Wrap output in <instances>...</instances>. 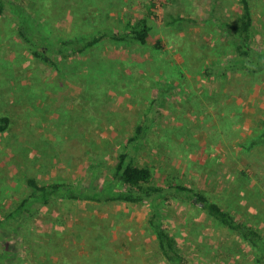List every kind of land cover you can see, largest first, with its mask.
Returning <instances> with one entry per match:
<instances>
[{
    "label": "rangeland",
    "instance_id": "1",
    "mask_svg": "<svg viewBox=\"0 0 264 264\" xmlns=\"http://www.w3.org/2000/svg\"><path fill=\"white\" fill-rule=\"evenodd\" d=\"M14 1L54 39L122 29L155 6L145 44L105 37L58 58L57 68L32 54L9 11L0 16V114L11 119L0 132V216L27 193L26 177L84 185L90 157L109 176L147 118L134 163L151 166L155 182L205 191L264 235V142L245 148L262 129L264 70L226 73V23L241 15V0ZM248 2L253 47L263 51L264 0ZM150 214L147 202L58 199L0 230V251L8 264H171ZM163 216L183 264H264L248 241L190 202L166 203Z\"/></svg>",
    "mask_w": 264,
    "mask_h": 264
},
{
    "label": "trees",
    "instance_id": "2",
    "mask_svg": "<svg viewBox=\"0 0 264 264\" xmlns=\"http://www.w3.org/2000/svg\"><path fill=\"white\" fill-rule=\"evenodd\" d=\"M241 2L242 13L237 21L226 23L227 40L232 45V58L226 64V73H229V70H239L258 74L264 70V50H256L253 47L254 19L248 0H241ZM154 6L155 3H151V9L149 7L147 11L148 15L137 20H128L122 29L100 28L91 33L76 32L55 39L43 30L41 22L38 23L32 17V11L26 5L18 4L14 0H0V16L9 11L19 34L28 42L32 54L57 68L58 58L82 54L96 46L105 37L115 41L133 40L145 44L151 31L148 16H153ZM179 18L181 19L180 16ZM157 46H162L159 40ZM155 89L158 94L154 102L157 103L161 97L159 87ZM10 123L9 115L0 114V132L7 130ZM149 128L150 120L147 118L135 126L133 133L127 137L125 150L116 155V162L112 166L111 173L105 178H102V163L92 157L89 160L87 183L84 185L80 184L82 178L72 183L59 180L42 182L32 176L26 177L24 183L27 193L0 216V230H7L15 227L16 224H21V220L33 216L58 199L147 202L151 207L148 223L155 233L161 255L171 264H183L177 239L166 226L163 216L166 203L182 199L197 206L217 223L238 233L254 249L255 261L264 263V235L261 231L246 221L240 220L232 210L224 207L205 191L176 179L164 183L155 182V171L151 166L134 163L133 153L145 147L146 138L150 133ZM261 128L256 137L247 141L245 147L247 150L264 142V119ZM9 256L8 253L0 251V264H8L6 260Z\"/></svg>",
    "mask_w": 264,
    "mask_h": 264
}]
</instances>
